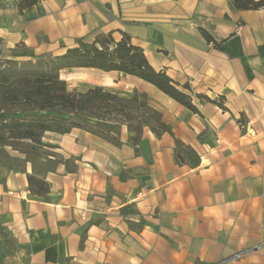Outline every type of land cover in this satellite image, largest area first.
<instances>
[{"label": "crops", "instance_id": "crops-1", "mask_svg": "<svg viewBox=\"0 0 264 264\" xmlns=\"http://www.w3.org/2000/svg\"><path fill=\"white\" fill-rule=\"evenodd\" d=\"M110 32L128 33L156 70L189 84L199 112L134 75L61 70L72 87L147 93L171 132L146 127L134 145L124 125L117 145L80 128L47 131L52 155L42 161L56 166L37 172L50 184L46 197L29 189L26 155L6 147L13 165L0 158V264H264V9L40 0L21 10L0 0V60L19 44L57 55ZM176 139L195 163L177 161Z\"/></svg>", "mask_w": 264, "mask_h": 264}, {"label": "trees", "instance_id": "trees-1", "mask_svg": "<svg viewBox=\"0 0 264 264\" xmlns=\"http://www.w3.org/2000/svg\"><path fill=\"white\" fill-rule=\"evenodd\" d=\"M16 1L22 10L40 0ZM231 1L240 10L264 9V0ZM202 32L209 40L212 39L205 29ZM7 56L0 60V158L13 165L6 147L25 154V161L34 166V172L28 175L29 189L43 197L47 196L50 184L45 177L37 175L39 166L44 171L56 166L42 161V158L52 155L43 142L47 131L66 134L80 128L117 145L121 144L119 136L124 125L131 133L129 142L134 145L140 142L145 127L157 136L171 132L159 111L153 110L155 114L150 115L152 108L147 100L144 101L147 94L136 92L127 97L103 86L89 87L86 91L71 90L61 77V70L97 68L134 75L155 85L192 111L199 112L192 96L185 91L190 88L189 84L180 87L165 70H156L143 48L133 44L126 32L119 40L111 32L100 33L91 42L79 39L76 46L57 55L35 54L24 44H19ZM132 101L137 103V112L147 116V121L136 126L130 123L133 119ZM176 159L179 163H195L197 155L190 146L176 139Z\"/></svg>", "mask_w": 264, "mask_h": 264}, {"label": "rangeland", "instance_id": "rangeland-1", "mask_svg": "<svg viewBox=\"0 0 264 264\" xmlns=\"http://www.w3.org/2000/svg\"><path fill=\"white\" fill-rule=\"evenodd\" d=\"M76 77L79 78V79H84L86 77V75L83 72H79V74H77ZM89 86H90L89 84H85L84 82H80L75 87H72L71 84L70 85L68 84L69 89H71V90H77V91H86L87 88H89ZM114 91L117 92V93H120V94H122L124 96H127V97H131L132 94H134L136 92H138V93H145V92L139 91L138 89H135L133 91H126V90H122V89L121 90L120 89L119 90H114ZM145 94H147V93H145ZM141 100H143V99H141ZM146 100H147L148 105L152 108V110L150 112L151 113L150 115L155 114L154 111H156V112L159 111V110H157V108L153 104H151V101L149 100L148 95H147V97H146V99L144 101L146 102ZM130 106H131L130 110H131V113H132V116H133V119L130 120L131 125L136 126L139 123L141 124V122L147 121V116L146 115L143 116V113L141 115V114H139L137 112V110H136L137 109V103L136 102L132 101V103L130 104Z\"/></svg>", "mask_w": 264, "mask_h": 264}, {"label": "built area", "instance_id": "built-area-1", "mask_svg": "<svg viewBox=\"0 0 264 264\" xmlns=\"http://www.w3.org/2000/svg\"><path fill=\"white\" fill-rule=\"evenodd\" d=\"M239 29H240V27H239Z\"/></svg>", "mask_w": 264, "mask_h": 264}]
</instances>
